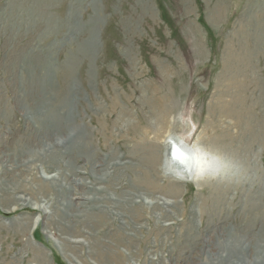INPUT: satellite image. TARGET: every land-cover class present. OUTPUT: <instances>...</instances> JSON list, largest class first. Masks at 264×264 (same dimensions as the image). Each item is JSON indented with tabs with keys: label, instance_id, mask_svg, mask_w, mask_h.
<instances>
[{
	"label": "rangeland",
	"instance_id": "374dc122",
	"mask_svg": "<svg viewBox=\"0 0 264 264\" xmlns=\"http://www.w3.org/2000/svg\"><path fill=\"white\" fill-rule=\"evenodd\" d=\"M230 235L263 261L264 0H0V264H208Z\"/></svg>",
	"mask_w": 264,
	"mask_h": 264
},
{
	"label": "bare ground",
	"instance_id": "6f19581e",
	"mask_svg": "<svg viewBox=\"0 0 264 264\" xmlns=\"http://www.w3.org/2000/svg\"><path fill=\"white\" fill-rule=\"evenodd\" d=\"M96 18V17H95ZM92 43H94L93 42V40H91V44ZM47 67H44V68H42V70H40V73H41V71H42V77H41V79L43 80L44 79V81H45V83L44 84H47L48 85V87L50 88L51 86H52V82H51V77H48V76H46V75H49L48 73H51V72H49V71H47V69H46ZM51 68V67H50ZM48 69H49V67H48ZM41 75H39V77H40ZM55 101L57 102V100L55 99ZM60 102H57V105L59 104ZM65 111V110H64ZM61 112V111H59V112H57V114H54V115H52V114H50L49 112L45 115L46 117H48V118H53V120H54V122H53V125L54 126H59V124H60V120H66V119H68V117H67V114L65 113V112ZM67 127V126H66ZM66 129H68V127L66 128ZM59 130V129H58ZM69 132V134L67 135V137H66V135H65V137L66 138H63V137H56V136H54L53 137V139H52V142H51V149L53 148L54 149V147L55 148H58V146L59 145H66L67 144V142L70 144H74L76 147H78V149H83V147H84V145L82 144L81 145V143H83V140H84V137L83 136H80V134H79V132H77V130H75V129H69L68 130ZM172 139V140H171ZM170 140L171 141H167V149H166V153H165V159H164V165L165 166H169V167H174L175 169H176V173H178V174H184V171H182L181 169H180V167H178V166H176V165H174V164H177L176 163V161L174 160V154H173V152H174V149L173 148H176V147H174V145H178L179 147H180V145L178 144V141L176 140V139H174V137L172 138V137H170ZM172 142V143H171ZM46 145V144H45ZM170 145H172V146H170ZM179 147H178V149H179ZM183 149L185 150V152L188 154V153H190L191 155H193L195 158H196V162H197V168L199 167V166H201V164H204V160L206 159V153H200V151H199V149H198V147H196V146H187V145H184L183 146ZM183 150V151H184ZM55 151V150H54ZM84 158H85V160H89L90 161V158H89V155L88 154H86L84 151L82 152V154H81ZM38 156V155H37ZM172 156V157H171ZM34 157V156H33ZM170 157V158H169ZM180 157V156H179ZM26 158V157H25ZM36 158V157H35ZM39 158V160H41V157H38ZM37 159V158H36ZM172 159V160H171ZM26 161V160H25ZM32 162L33 161H30V162H28V164H32ZM30 164V165H31ZM206 164V163H205ZM30 165L28 166V167H30ZM14 167V166H13ZM35 167V166H34ZM26 169V168H25ZM28 174V173H27ZM62 178H67V176H62ZM32 181V183L33 182H35V188H37L36 189V191L38 190V192H40V193H43V194H46V193H48L51 189H53L54 187L53 186H58L59 184V181H60V178H55V177H53V178H51V181H52V183H50L49 181H44V180H42L41 179V177H39V176H37V174H35L34 175V177H32V179H31ZM66 180V179H65ZM71 180V179H70ZM30 182V183H31ZM76 182V181H75ZM19 183V182H18ZM17 183V184H18ZM61 185V184H60ZM59 185V186H60ZM18 186V185H17ZM35 188L33 187V185L32 184H29L28 183V180L26 181V183H22V184H20L19 183V187L17 188L18 190H22L23 189V191L22 192H26L28 195H31L32 193H34L35 192ZM61 188V187H60ZM61 190V189H60ZM73 191V190H72ZM60 193V191H59V189H56L55 190V196L57 195V194H59ZM60 195V194H59ZM58 195V196H59ZM84 200L86 199V200H88V197H82ZM101 199H99V200H103V199H107V197L105 196V195H102V197H100ZM77 200V199H76ZM124 200V202L125 201H129L128 199H123ZM122 200V201H123ZM22 201H24L25 203H29V201H28V199H26V198H22V196H18V197H12V202L13 203H17V202H22ZM60 200H58L57 202H55L54 200H47V203H48V208H54V207H56V206H59V204H60V202H59ZM93 201V200H92ZM114 201V206L117 208V206L119 207V202H121V201H119L118 199H116V200H112V202ZM131 202V201H130ZM153 202V201H152ZM55 203H57L56 205H55ZM11 206V205H10ZM110 206V205H109ZM112 206V205H111ZM81 215H83V214H81ZM119 215V214H118ZM60 217V216H59ZM59 219V218H58ZM61 220L59 219V222H60ZM85 223H87V224H89V222L87 221V222H85ZM84 223V224H85ZM59 229V228H58ZM62 229H65V228H61V229H59L60 231H63ZM65 231V230H64ZM62 232L63 234H65V232ZM242 236V239H244V237L246 236V235H241ZM240 236V237H241ZM247 237V236H246ZM261 237V236H260ZM249 238V237H248ZM225 240L224 241H222V242H220V247H219V252H217L216 250H217V248H212L211 247V244L210 243H208V244H206V248H205V251L207 250V249H209V252H210V255L208 256V259H209V263L208 264H263V261H264V236H262L261 238H259V237H257V240L258 241H256L255 243H254V245H255V255L253 256V257H255V258H257V257H263V261H257V260H255V261H253V259L251 260V261H248L247 260V258L246 257H244L243 256V259H241V258H239L238 257V255H237V253L238 252H235V249H234V247L235 246H238L240 249H244V247H241L242 246V241H238V239L234 236H232V235H230L229 236V239H228V237H226V238H224ZM246 240V239H245ZM73 242H77L76 240H73ZM228 243V244H227ZM251 244H252V242H250L249 243V246H251ZM245 245V244H244ZM243 245V246H244ZM211 247V248H210ZM91 248V247H90ZM92 250H94V249H92ZM97 252V251H96ZM204 252V251H203ZM208 252V251H207ZM206 252V253H207ZM261 252L263 253V255H261ZM98 254H100L102 257H104L105 256V254L104 253H99V252H97ZM226 253V256H223V254H225ZM241 253V252H240ZM248 255V254H247ZM236 257H238V258H236ZM101 258V257H100ZM246 259V260H245ZM113 264H115L113 261H112V259H109ZM108 260V261H109ZM240 261V262H239Z\"/></svg>",
	"mask_w": 264,
	"mask_h": 264
},
{
	"label": "water",
	"instance_id": "95a60500",
	"mask_svg": "<svg viewBox=\"0 0 264 264\" xmlns=\"http://www.w3.org/2000/svg\"><path fill=\"white\" fill-rule=\"evenodd\" d=\"M174 147H176V146H174ZM174 149V152H173V154H174V159H175V157H176V160L178 161V159H179V156H181V152L177 149V147L176 148H173Z\"/></svg>",
	"mask_w": 264,
	"mask_h": 264
}]
</instances>
